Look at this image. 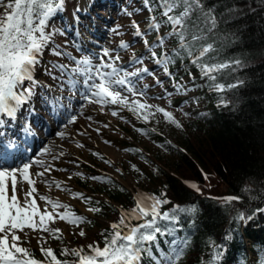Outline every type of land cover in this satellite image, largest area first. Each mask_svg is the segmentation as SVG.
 Returning <instances> with one entry per match:
<instances>
[{"label": "snow or ice", "instance_id": "6c2138e0", "mask_svg": "<svg viewBox=\"0 0 264 264\" xmlns=\"http://www.w3.org/2000/svg\"><path fill=\"white\" fill-rule=\"evenodd\" d=\"M66 2L67 0H0V125L16 121L18 114L26 111L23 131L27 135L33 134L29 117L36 115L33 98L37 96V88L52 92L51 85L37 78L38 69L42 75L58 81L57 87L61 94L53 96L51 101L45 97V102L53 111L58 108L65 110L68 116L63 124L65 128L79 118V111L72 107L75 101L80 109L88 104L99 105L101 110L113 106L114 116L119 114L116 108L126 109L145 124L151 123L152 118L159 113L166 123L182 129L183 125L172 112L148 103V85L141 86L146 76L153 77L156 84L162 86L163 81L156 75V71L161 70L173 82L176 92L186 94L191 89L186 86L182 77L178 81L176 73L170 71V66L177 61L192 81L196 77L191 68H195L205 81V85L194 87L206 86L210 92L223 94L244 84L239 79L233 83L220 82L226 72L233 73L237 68H242L243 62L239 59H220L217 41L222 38L216 32L217 15L213 6H206L205 0H142V9H147L149 13L145 21L146 28L141 30L140 24L135 20L131 22V26L134 38L143 42L145 52L139 56L133 53L127 64L122 62L119 53L121 50L131 49L132 43L128 41H120L117 48L102 47L99 51H94L84 49L74 40L72 46L80 52L79 56L55 43L57 35H66L62 28L55 26V21L62 18L66 11ZM75 11H79V8ZM125 14L133 15L127 10ZM118 28L119 26L110 31L119 35ZM162 28L166 29L163 35ZM152 33L156 35L150 42L147 37ZM169 43L172 45L170 48ZM45 52L67 59L68 63L46 61ZM146 59L153 63V69L150 70L144 63ZM65 92L67 95H64ZM165 95L171 97L172 93L165 90ZM229 104L230 101L220 95L218 106L228 107ZM137 130L145 135L149 131L155 132V129ZM96 131L99 132V129ZM80 134L85 135L86 132ZM57 135L64 138L66 133L59 132ZM77 146L83 147L82 144ZM17 147L0 132V264H181L191 246L190 236L179 235L184 230L182 217L190 218L188 223L194 227V217L198 210L195 205L173 204L167 198V192H137L133 197L134 206L128 209L121 206L119 218L110 223L108 229L101 231L103 247L100 241L72 248L65 245L58 256L50 245L45 246L49 239L64 244L63 229L55 226L57 222L63 221L80 228L73 235L84 237L86 233L80 226L92 221L77 214L72 205L62 202L58 197L41 193L37 183H43L49 192L53 186L62 192H68L71 199H80L82 203L89 205L86 211L94 214L103 211L98 206L100 201H93V197L86 196L83 192L73 191L66 181L56 180L51 176L53 171L66 169L55 168L43 157L55 160L63 152L54 153L51 147L46 146L38 157L18 165L9 164V159H19L12 156V150ZM126 151L142 153L143 150ZM105 163L111 164V161L106 160ZM34 167H39L40 170L33 171ZM131 167L140 171L134 164ZM116 171L121 172L120 169ZM74 175L84 177L80 172ZM72 178L69 176L67 179ZM204 178L207 180V174H204ZM88 179L115 183L107 175ZM185 183L196 192H201L195 182ZM120 190L124 191L123 188ZM243 191L248 192L249 189L245 188ZM212 199L220 201L222 205L242 201L241 196L233 195ZM38 201L43 202V206ZM169 204L172 207L165 209L164 206ZM255 212L264 213V208L258 207ZM253 215L246 216L244 212H237L234 220L237 223H247ZM33 233L35 235H31ZM45 233L48 235L45 236ZM30 235L31 239L36 240L42 259L37 258L31 248L24 246L31 243ZM230 238L231 232L225 236V239ZM161 240L167 250L161 247ZM206 247L211 251L207 259L200 258V264H221L225 251L223 245L209 237ZM240 264H248L247 259L242 258ZM256 264H264V257L257 260Z\"/></svg>", "mask_w": 264, "mask_h": 264}, {"label": "trees", "instance_id": "16d2710c", "mask_svg": "<svg viewBox=\"0 0 264 264\" xmlns=\"http://www.w3.org/2000/svg\"><path fill=\"white\" fill-rule=\"evenodd\" d=\"M205 3L206 6H213L217 15L216 32L222 38L217 41L220 59H239L243 62L242 68L233 73L226 72L220 82L233 83L239 79L244 84L223 94L210 92L206 86L196 87L206 102L202 112L184 105L180 110L182 115H176L166 108L181 122L182 129L166 123L161 114L159 127L145 124L129 112L133 123L123 127L127 136L118 138L117 146L125 152L122 165L124 168L128 165V174L133 178L135 188L130 190L112 176L100 174L112 177L115 183L100 182L95 188L104 194L106 200H99L98 206L103 211L94 215L100 217L107 214L110 222L95 230L90 241L76 247L93 241H100L103 247L101 231L108 229L110 223L119 218L121 206L126 209L134 206L133 197L137 192H167V198L173 204L195 205L198 210L194 227L188 223L190 218L182 217L184 230L179 235L190 236L191 246L181 264H200L201 257L207 259L211 251L206 247L209 237L226 248L221 264H230L232 260L237 261L233 264H240L242 258H246L249 264H256L264 257V213L255 212L258 207L264 208V2L205 0ZM73 4V0H67L63 15H70ZM170 70L176 73L178 81L182 76L189 78L179 61L170 66ZM191 71L196 79L192 81L189 78L190 81L194 85H205L196 69L191 68ZM164 83L167 88L173 87V82ZM220 95L230 101L228 107L218 106ZM173 96L169 104L180 106L184 97L180 94ZM137 129H155V132L149 131L145 135ZM141 140L148 145L141 147L138 144ZM133 164L139 172L133 170ZM123 173L126 170L119 172ZM204 174H207V180ZM185 181L195 182L201 192L190 188ZM79 186L86 187L85 181ZM245 188L249 191H243ZM229 195L241 196L242 201L222 205L212 199ZM253 196L257 198L251 199ZM164 207L171 208L172 204ZM237 212H244L246 216L255 214L247 223H237L234 220ZM89 220L94 224L93 219ZM229 232L231 238L225 239ZM49 245L58 256L60 249L68 246L65 239L63 245L50 239L45 246ZM161 247L167 250L163 240ZM30 248L37 258H43L39 246Z\"/></svg>", "mask_w": 264, "mask_h": 264}, {"label": "rangeland", "instance_id": "374dc122", "mask_svg": "<svg viewBox=\"0 0 264 264\" xmlns=\"http://www.w3.org/2000/svg\"><path fill=\"white\" fill-rule=\"evenodd\" d=\"M98 2L100 6L97 5ZM73 3L74 6H72L71 8V11L73 12L72 16L74 15V13H76L75 9L82 6L90 8L91 14L94 13L95 10H97L101 14V16L99 14L100 19H97V21L99 29H101V31L104 33V36L102 37V39L97 40L101 43L98 47H92L94 51H99L102 47L117 48L120 41H128L132 43L131 49L128 51L121 50L119 53L124 64L128 63L133 53L139 56L145 52V46L143 42L140 41L139 38H134V29L131 26V22L135 20L140 24L141 30H144L146 28L145 21L148 16V11L147 9H142V0H115L114 5L111 7H109L108 5H102L101 0H73ZM136 9L142 10L137 12L135 11ZM125 10L132 12L133 15H126ZM77 18H79V16H77ZM65 20L71 21L68 18H58L55 21L56 26L58 28H62L63 30L65 26H67L70 30H73L74 34L76 33L77 29H82V32L80 30L79 33H81L82 36H89V33H87V30L84 27V23L77 24L73 27V29H71L70 22H66ZM82 20L84 19L82 18ZM88 22L89 24H91V20H88ZM71 23H73V20ZM117 26H119V35L110 31L113 28H117ZM90 28L93 29V26H90ZM164 32L165 30L164 28H162L161 35H163ZM155 35V33H152L147 37L150 42L155 39ZM58 40L63 46L67 48L68 51L72 52L73 55H80V52H78L76 48L72 46V42L75 39L70 36L60 35L58 36ZM82 46L84 48L83 44ZM168 47H172L171 43H169ZM157 51H159V49H157ZM45 60H59L60 62L68 63L67 59L57 58L49 54L45 57ZM144 63L150 70L153 69L154 65L150 60L146 59ZM139 66L140 65H137V67ZM178 71H181L180 68H178ZM156 75L159 76L160 80L163 81V83L165 81L172 82L168 77L163 75L161 70H157ZM37 78L43 83L51 85L52 92L49 93L45 88H37V93L41 95L39 97L33 98L34 103L38 105V113H36L35 116L29 117V119L31 120V126L35 131L34 134L36 135L31 143V147L35 150L30 151L32 156L29 159L38 157L40 151L46 146L51 147L54 153L63 152V155L59 156L58 159L55 160H52L51 157H43L49 163L53 164L55 168L66 169V171H53L51 173V176L57 180L66 181L67 186L70 187L73 191H80L85 193L86 196L93 197V201H105L106 198L103 193L95 189L99 187L98 184L100 182L88 179V177L99 176L102 173L110 174L111 176L116 178V180L118 179L117 182L127 186L130 190H133L135 188V182L133 181L131 175L128 174V165L125 168L122 165V163H124V159L126 158L125 152L122 148L117 146V141H119L118 138L120 139L122 135L127 136L126 132L124 131L126 124L133 123V117L130 116L129 111H127L126 109L116 108L115 110L118 111L119 114L114 116L112 115L113 106H109L101 110L99 105L88 104L83 109H80V106L74 101L72 107L74 110L79 111V118L75 123L69 124L68 127L65 128L63 127V124L67 121L68 116L62 121L57 122L55 121L54 115H52L53 110H51L50 107L42 106L46 104L45 97H47V99L51 101L53 96L61 94L60 89L57 87L58 81L53 80L46 75H42L39 69L37 70ZM182 78L186 86L191 89L186 94L176 92L174 87L167 88L166 86H164L165 84H163V86L157 85L153 77L146 76L141 82V86L148 85V103L159 105L161 107L167 108L168 110L170 109L176 115L181 114L180 110L178 109H181V107H183L184 105L186 107L199 109L200 112L205 111V98L201 97L202 95L197 92L196 87H194V83L191 82L187 76H182ZM165 90L172 93L171 97H174V94H180L181 97H184V101L180 104V106H172L171 104H169V100L171 99V97L165 95ZM64 95H67V92H65ZM64 116L65 115H61V117ZM88 117H91V119H88ZM159 118H161V116H159V113H157L156 116L152 118V122L149 124L159 125V127H161L162 121ZM43 119L48 120L49 125H52L54 129L50 130L47 123L43 125ZM36 120L40 122L41 125L38 126V123H34ZM15 122H20V119L18 118ZM96 129H99V132H97ZM59 132H65V137H59L57 135V133ZM83 132H86V134L81 135L80 133ZM17 137L20 140L22 138L21 134H18ZM106 141L110 143H106ZM78 144H82L83 147H78ZM138 144L141 147L144 145H148L144 140L139 141ZM94 153H99L100 155H95ZM29 159L25 160L24 162L28 161ZM106 159L107 161H111V164L105 163ZM116 169H120L123 172H125L126 170V173L118 174ZM39 170V167L33 168V171ZM76 172L83 173L84 177L82 178L80 176L74 175ZM69 176H72L73 178L71 180H68L67 178ZM82 181H85L86 187L79 186ZM36 186L40 187H38V189L41 193L49 194L53 198L58 197L62 202L72 205L77 214L86 216L89 219H93L94 224H92L91 222L84 223L80 226L86 233L84 237L73 235V233H78L80 231V228H76L74 226L66 224L63 221L57 222L55 226L63 229L64 239L69 247H76L82 242L90 241L95 230L110 222L109 215L105 214V216L99 217L95 216L94 213L86 211L89 205L82 203L80 199H71L68 192H62L56 189L55 186H53L51 192H49L45 185L39 182ZM25 188H27V185H25ZM38 202L41 204V206H43V202ZM31 235L35 234L33 233ZM31 235L29 237L30 239ZM44 235L47 236L48 234L45 233ZM24 246L29 248L38 247L35 239H31V243L25 244ZM234 262L237 263V261L235 260H232V262L229 261L230 264H233Z\"/></svg>", "mask_w": 264, "mask_h": 264}, {"label": "bare ground", "instance_id": "6f19581e", "mask_svg": "<svg viewBox=\"0 0 264 264\" xmlns=\"http://www.w3.org/2000/svg\"><path fill=\"white\" fill-rule=\"evenodd\" d=\"M23 125H24V124H22V126H23ZM11 126H14V125H11ZM7 131H8V130H7V125H0V132H3L4 137H5L6 140H7L10 136L13 137V138H15L13 134H12L13 136H12V135H8V134H7ZM14 132H15V134H17V135H18V134H21V136L24 135V134H23V127H20L18 130H15ZM17 138H18V137H17ZM19 140H20V139H19ZM11 141H12V139H11ZM15 150H18V149L16 148ZM15 150H14V151H15ZM26 151H27V150H26ZM12 155H13V154H12ZM13 156H14V155H13ZM36 169H37V168H36ZM56 180H57V179H56ZM38 187H39V186H38ZM38 187H37V188H38ZM39 188H40V187H39Z\"/></svg>", "mask_w": 264, "mask_h": 264}]
</instances>
